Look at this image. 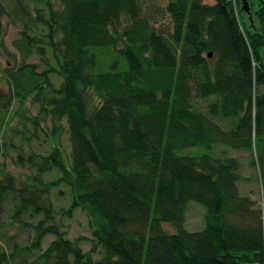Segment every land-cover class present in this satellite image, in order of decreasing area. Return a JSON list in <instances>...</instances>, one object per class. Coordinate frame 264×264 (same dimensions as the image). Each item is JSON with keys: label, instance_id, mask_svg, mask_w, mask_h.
I'll return each instance as SVG.
<instances>
[{"label": "trees", "instance_id": "16d2710c", "mask_svg": "<svg viewBox=\"0 0 264 264\" xmlns=\"http://www.w3.org/2000/svg\"><path fill=\"white\" fill-rule=\"evenodd\" d=\"M165 1L163 32L143 0H0V51L16 62L0 102V218L11 204L32 233L0 243V264H264V210L240 193V159L184 154L251 152L264 192V4L250 0L245 21L242 0ZM6 21L22 27L19 60ZM25 142L20 181L3 158ZM191 202L206 211L199 232L186 229ZM79 209L91 239L68 238Z\"/></svg>", "mask_w": 264, "mask_h": 264}, {"label": "rangeland", "instance_id": "374dc122", "mask_svg": "<svg viewBox=\"0 0 264 264\" xmlns=\"http://www.w3.org/2000/svg\"><path fill=\"white\" fill-rule=\"evenodd\" d=\"M146 5H148L149 15L153 19V22L160 28L163 32L172 30V22L165 10L167 5V1L165 0H143ZM254 1V9L257 8V0ZM5 4L8 3V0H4ZM206 4H214V0H204ZM240 18L242 20L247 19V15L245 12L240 13ZM5 44L8 51L12 54H16L19 60V54L17 53L14 42L19 38V33L21 31V26H15L6 21L5 23ZM29 63L40 64V61L37 57H33ZM16 62L13 59H9L0 51V102L6 101L8 95L10 94V87L4 78V71L7 68L14 67ZM42 69V68H41ZM53 81L56 85H60V81L56 76H53ZM93 105L97 104L95 100H93ZM19 118L17 116L12 118L11 121V129L9 130V136H12V129L18 127ZM1 138V137H0ZM12 139L17 145H20V139L17 136H13ZM1 140V139H0ZM68 135H64V142L67 145ZM38 149V147H37ZM214 147L213 150H208L204 148L200 149H191L185 151L186 155H211L218 156L217 152L220 153L221 150H225L228 155L237 157L240 159L242 163L241 174L246 179L245 181L239 182V190L242 196H249L254 201H256L261 209L264 210V192H263V183L261 180V174L259 168L253 167L251 164L252 161V153L248 151H234L232 149H222ZM31 147L28 142H25L22 146V150L16 149V147L10 148L6 153V156L3 158V161L6 163L8 172L15 177L16 180L25 181L29 174L28 170V160L31 154ZM55 177V175H49L47 177L48 180ZM61 190L64 191V194L61 196H57V191L53 193V200L57 209H68L71 205V192L67 187H61ZM205 208L195 202H191L188 204L187 217L188 222L186 224V229L190 232H199L205 228ZM12 206L11 204H5L2 208V216L0 218V223L2 225L0 229V243L5 244L8 249L9 246L7 244L8 239L15 236V241L20 246H25L30 242L32 233L29 229H23L21 223H15L12 225ZM25 221H29V219L25 218ZM66 222V230L68 231V238L71 240H76L80 237H85L87 239H91L92 234L89 228L87 215L81 210H76L74 213V217L72 219H65ZM165 229L174 231L170 226H164ZM54 240V237L49 236L45 239L44 248L46 249L48 245ZM84 251H89L91 249L90 241H85L83 243ZM10 250V249H9ZM36 257L28 258L27 263L30 264L34 262ZM19 264V263H17Z\"/></svg>", "mask_w": 264, "mask_h": 264}, {"label": "water", "instance_id": "95a60500", "mask_svg": "<svg viewBox=\"0 0 264 264\" xmlns=\"http://www.w3.org/2000/svg\"><path fill=\"white\" fill-rule=\"evenodd\" d=\"M250 0H242V10L248 14V15H251V8H250V3H249ZM262 1V3L264 4V0H260ZM209 57H212V54H210Z\"/></svg>", "mask_w": 264, "mask_h": 264}, {"label": "built area", "instance_id": "2783aa9c", "mask_svg": "<svg viewBox=\"0 0 264 264\" xmlns=\"http://www.w3.org/2000/svg\"><path fill=\"white\" fill-rule=\"evenodd\" d=\"M233 3H235V0H231Z\"/></svg>", "mask_w": 264, "mask_h": 264}]
</instances>
